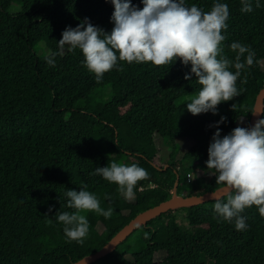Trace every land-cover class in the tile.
<instances>
[{
    "label": "trees",
    "instance_id": "1",
    "mask_svg": "<svg viewBox=\"0 0 264 264\" xmlns=\"http://www.w3.org/2000/svg\"><path fill=\"white\" fill-rule=\"evenodd\" d=\"M14 2L19 9L10 12ZM185 2L209 11L213 0ZM222 2L229 8L223 55L234 59L228 45L240 41L251 46L255 57L237 79L240 95L219 103L217 110L225 111L215 118L211 112L193 115L185 104H175L179 96L201 87L194 74L184 79L190 64L182 65L179 58L162 65L118 61L122 67L105 72L99 82L83 65L79 49L65 50L55 57L54 67L47 65L44 55L56 50L65 26L87 18L111 30L110 0H0V264H71L99 249L136 213L169 198L177 176V194H201L220 186L205 164L215 131L211 125L224 116L218 125L221 135L238 124L247 126L264 83V0L250 13H241L240 0ZM131 3L142 7L140 0ZM41 43L46 49L38 54ZM106 86L109 99L89 104L95 91ZM164 151L168 163L161 162ZM112 161L136 163L148 172L134 187L133 198L124 199L114 182L90 175ZM189 172L194 176L190 182ZM85 186L102 208L113 212L104 218L82 211L89 231L83 244H77L66 239L63 225L52 216L57 210L74 211L64 192ZM213 202L181 207L186 224L177 222V208L160 213L130 234L142 233L140 250L119 249L129 235L96 261L264 264V217L257 206L244 210L247 228L237 231L214 218Z\"/></svg>",
    "mask_w": 264,
    "mask_h": 264
},
{
    "label": "clouds",
    "instance_id": "2",
    "mask_svg": "<svg viewBox=\"0 0 264 264\" xmlns=\"http://www.w3.org/2000/svg\"><path fill=\"white\" fill-rule=\"evenodd\" d=\"M110 2L113 6L111 30L106 32L87 18L75 27L65 26L56 41V50L44 55L47 65L54 67L55 57L63 55L65 50L79 49L83 65L99 82L105 72L122 67L118 61L162 65L172 64L179 58L182 65L190 64L184 79L194 74L201 85L185 104L191 114H216L219 103L240 95L237 79L242 69L253 65L255 52L247 44L232 41L228 47L235 53L234 59L223 55L221 42L225 35L222 30L228 27L229 17L227 3L213 0L210 10L204 11L196 3L186 4L185 0H140L142 7L132 4L131 0ZM261 4L262 0H240V11L250 13L253 6L259 8ZM235 106V103L231 105L233 109ZM251 113L264 111L252 110ZM224 121L225 117L221 116L211 125L215 131L207 147L208 173L222 186L218 192L224 193L223 196L211 193L214 201L211 207L214 218L227 221L241 231L247 228V217L242 214L246 208L255 205L259 215L264 217V115L251 126L238 124L221 135L218 125ZM90 175L114 182L118 192L128 200L134 197V187L148 177V172L136 163L112 161L95 167ZM64 196L67 207L74 211L57 210L52 217L63 225L67 240L83 244L89 222L81 212L94 211L108 218L113 208H102L95 193L86 190V186L79 191L67 189Z\"/></svg>",
    "mask_w": 264,
    "mask_h": 264
},
{
    "label": "water",
    "instance_id": "3",
    "mask_svg": "<svg viewBox=\"0 0 264 264\" xmlns=\"http://www.w3.org/2000/svg\"><path fill=\"white\" fill-rule=\"evenodd\" d=\"M252 110L264 111V83L258 89ZM251 110V111H252ZM263 113L252 114L248 118L247 126H251L257 119L261 118ZM178 183V176L174 181V185L171 191V196L156 205L148 207L138 213H136L126 224L120 227L99 249L92 253L83 255L71 264H91L92 262L103 257L107 253L115 249V247L126 239L136 228L146 223V221L165 212L170 209H176L181 207H189L192 205L200 204L208 200H212L211 193H217L218 189L222 186H218L213 190L205 191L201 194L182 195L176 193V186ZM217 195L223 196V192H218Z\"/></svg>",
    "mask_w": 264,
    "mask_h": 264
},
{
    "label": "rangeland",
    "instance_id": "4",
    "mask_svg": "<svg viewBox=\"0 0 264 264\" xmlns=\"http://www.w3.org/2000/svg\"><path fill=\"white\" fill-rule=\"evenodd\" d=\"M19 9V5L17 3H13L10 5L9 7V11L10 12H16ZM45 46L43 43L40 44V48L37 49V53H41L43 51H45ZM197 93H192V94H185V95H181L178 98L175 99V104L176 105H182V104H186L188 101H190V99L195 96ZM110 97V86H106L102 89L96 90L93 97H92V101L89 102V104H92L95 101L98 102H106ZM86 102L83 103H78V106H82V104H84ZM225 111L224 108H221L219 110H217L216 114H212L213 117L217 118L219 117L223 112ZM180 153H176L175 154V158L179 159L180 157ZM161 162L165 163V162H169V159L167 158V155H165V151L164 153L162 152V158H161ZM188 162V161H187ZM208 173H206L207 175ZM193 173L191 172V180H193ZM175 214L176 220L178 223L180 224H186V220L184 218V211L180 208H177L176 210H174L173 212ZM141 236L142 233L140 232V230L135 231L132 235H130V237L124 241L120 246L119 249H124L126 250L128 253L135 251L137 249L140 250V240H141ZM139 242V243H138ZM94 264H109V262L103 261V260H99L96 261Z\"/></svg>",
    "mask_w": 264,
    "mask_h": 264
},
{
    "label": "built area",
    "instance_id": "5",
    "mask_svg": "<svg viewBox=\"0 0 264 264\" xmlns=\"http://www.w3.org/2000/svg\"><path fill=\"white\" fill-rule=\"evenodd\" d=\"M186 180L188 182H190V180H191V172H189V173L186 174Z\"/></svg>",
    "mask_w": 264,
    "mask_h": 264
}]
</instances>
